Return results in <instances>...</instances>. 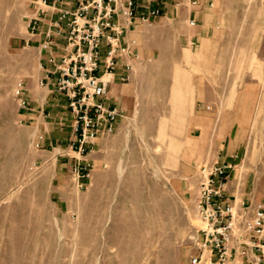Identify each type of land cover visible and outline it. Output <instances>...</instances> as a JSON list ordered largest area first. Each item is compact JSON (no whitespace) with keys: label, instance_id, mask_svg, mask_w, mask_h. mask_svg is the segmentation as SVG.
Instances as JSON below:
<instances>
[{"label":"rangeland","instance_id":"1","mask_svg":"<svg viewBox=\"0 0 264 264\" xmlns=\"http://www.w3.org/2000/svg\"><path fill=\"white\" fill-rule=\"evenodd\" d=\"M211 2L208 24L148 32L121 80L124 116L78 181L75 117L68 102L49 104L28 41L42 0H0V264H214L201 246L199 166L227 159L231 199L264 201V0Z\"/></svg>","mask_w":264,"mask_h":264},{"label":"built area","instance_id":"2","mask_svg":"<svg viewBox=\"0 0 264 264\" xmlns=\"http://www.w3.org/2000/svg\"><path fill=\"white\" fill-rule=\"evenodd\" d=\"M71 1L54 0L63 4L54 25L60 27L65 23L66 47L70 51L59 62L53 55L50 61L59 72L56 88L68 98L75 117L74 138L69 148L76 153L72 170L80 181L89 175L91 163L84 156L93 150L94 140L112 134L118 120L124 116V110L105 103L112 72L118 67L120 57L129 58L131 61L125 63V72L120 75V80H128L134 68L132 60L140 58V52L133 47L134 41L121 43L123 26L113 20V16L120 12V6L125 21L131 22L134 0H76L75 8L69 6ZM48 2L42 0V4ZM41 11L44 12V8L41 7ZM157 14L159 10H151L143 19ZM39 21L38 16L30 19L32 31L37 30ZM190 24L194 25L196 21L192 19ZM54 35L52 26L45 31L43 49L51 48ZM104 43L107 46L105 55L102 54ZM102 67L100 75L97 72ZM44 81L41 79L42 85ZM19 86L17 93L24 89L22 82ZM21 103L23 106L27 104L24 94ZM232 168V162L218 158L199 166L197 210L205 223L201 229V246L210 251L212 262L216 259L214 264H228L237 254L248 255L250 251L257 254L255 263L263 264L264 201L254 203L248 199L239 202L237 198L231 199L227 186ZM202 256H195L193 263H200Z\"/></svg>","mask_w":264,"mask_h":264},{"label":"crops","instance_id":"3","mask_svg":"<svg viewBox=\"0 0 264 264\" xmlns=\"http://www.w3.org/2000/svg\"><path fill=\"white\" fill-rule=\"evenodd\" d=\"M213 0H134L133 3V15L131 22L125 21L126 17L121 12V7L118 6L119 13L113 16V20H118L123 26V33L121 35V43H132L133 47L138 49L141 56V51L143 47V42L146 39V35L154 27L162 24L168 23L172 24L175 20L180 19L186 21L187 19H194L199 23L208 24L209 17H212L213 10ZM54 3V4H53ZM63 4L55 3L54 0H49L48 3L42 4L41 7L44 8V12L40 11L38 17L40 18L39 26L37 30L29 32V39H32V43L36 44L40 50L41 65L43 68V77L46 83L51 86V91L55 94L50 100L49 104H52L55 109L58 106H63V102H69L65 94L58 91L56 88V82L59 77V72L53 62L50 61V56L53 55L56 61L59 62L64 55H68L70 49L66 47L67 39L66 32L67 28L65 23H62L60 27L54 25V21L59 16V7ZM71 8L77 6V1L72 0L69 5ZM159 10V14L151 15L148 19H143V16L147 15L151 10ZM54 29V39L51 48L43 49L42 43L45 39V31L49 27ZM60 29V30H59ZM203 34V35H200ZM189 42H195L196 40L205 39V34L200 31L197 37H187ZM106 45L104 43L102 47V54L105 55ZM131 61L129 58L124 56L119 58L118 67L114 72H112V77L108 83V92L105 97V103L110 106H116L117 108L124 110L129 104V94L128 91L130 87L120 80V75L125 72V63ZM135 64L137 60H132ZM98 74L103 73V67L98 70ZM27 99V97H25ZM30 104V103H29ZM60 108H58L59 110ZM30 115V112H27ZM57 114V113H56ZM41 116V114H39ZM31 116V115H30ZM195 128L200 130L202 133L207 130V125L205 122L198 123ZM227 136V135H226ZM103 137L99 136L94 140L93 147L97 146L100 139ZM69 151H73L69 148ZM94 149V148H93ZM93 151V150H92ZM74 155L76 153L74 152ZM72 155V156H74ZM222 161H227L223 159ZM72 166V165H71ZM228 194V193H227ZM232 195V193H230ZM257 254L250 251L248 255H239L233 259L235 264H257L256 261ZM262 264V263H261Z\"/></svg>","mask_w":264,"mask_h":264},{"label":"bare ground","instance_id":"4","mask_svg":"<svg viewBox=\"0 0 264 264\" xmlns=\"http://www.w3.org/2000/svg\"><path fill=\"white\" fill-rule=\"evenodd\" d=\"M108 76H106V78H107Z\"/></svg>","mask_w":264,"mask_h":264}]
</instances>
